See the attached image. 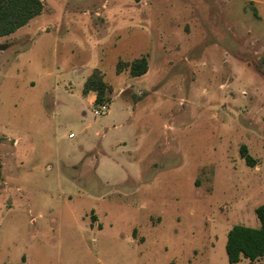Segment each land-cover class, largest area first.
<instances>
[{
	"label": "rangeland",
	"instance_id": "1",
	"mask_svg": "<svg viewBox=\"0 0 264 264\" xmlns=\"http://www.w3.org/2000/svg\"><path fill=\"white\" fill-rule=\"evenodd\" d=\"M65 1L44 0L48 33L0 38V264H229L227 232L264 205V0H120L115 46L81 12L58 35ZM143 56L144 76L115 73ZM92 68L112 89L98 117Z\"/></svg>",
	"mask_w": 264,
	"mask_h": 264
},
{
	"label": "trees",
	"instance_id": "2",
	"mask_svg": "<svg viewBox=\"0 0 264 264\" xmlns=\"http://www.w3.org/2000/svg\"><path fill=\"white\" fill-rule=\"evenodd\" d=\"M43 10L44 5L40 0H0V38L15 33ZM252 65L264 78V56ZM115 70L117 73L128 71L132 78L142 77L148 71L147 58L143 56L129 62L118 61ZM89 93L95 94V106L109 104L111 100L112 89L98 70L91 71L83 83L82 96ZM239 153L247 166H255V161L244 146L240 147ZM255 214L258 228L235 225L227 232L225 254L229 264H241L244 259L248 264H264V205L258 206Z\"/></svg>",
	"mask_w": 264,
	"mask_h": 264
},
{
	"label": "crops",
	"instance_id": "3",
	"mask_svg": "<svg viewBox=\"0 0 264 264\" xmlns=\"http://www.w3.org/2000/svg\"><path fill=\"white\" fill-rule=\"evenodd\" d=\"M42 3H43V5H44V10H43V12L39 15V16H37V17H35V18H33L32 20H30L25 26H23V27H21V29L20 30H22V29H24V28H29V26L30 27H32V28H35V30H38L40 27L44 30L42 33H48L45 29V27L44 26H47V25H41V23L42 22H40V20L44 17V13H45V7L47 6L46 4H45V2H44V0H40ZM67 1L68 0H66L65 2H64V6L66 5V3H67ZM95 2L96 1H99L100 2V7H97L96 5H95V3L92 5V6H83V8L80 10V9H74V10H70V11H66L65 10V8H64V6L62 7V8H60L59 9V12H60V17H59V19H58V23H56L55 25H53L54 26V29H55V32L59 35L60 33V30H61V28H62V30H63V25L65 26V24H66V26H65V29H64V31L65 32H67V29H66V27H69L70 26V24H71V22L72 21H74V22H79V20H78V18H75V15L77 16V14L79 13V12H81L82 14H84V15H86V16H88V18L85 20L86 22H87V24H88V26H89V31L91 32V35H92V37H93V39H95V41L96 40H98V41H96V43H102L101 45H103V44H109V45H113V46H115L116 45V43L118 42V40L120 39V36H119V34H118V30H124L125 29V27H122V26H120V25H123V26H126V22H125V20L124 19H122L120 22H119V19H120V17L118 16V12H119V10H120V8H124V7H126V8H128V7H130L129 5H123L122 4V2L120 1V0H94ZM104 1V2H103ZM247 1H249V2H252L251 0H247ZM82 2H85V0H82ZM128 2H130V1H127V3ZM255 4H256V2L255 1H253ZM104 3H105V5H104ZM48 7V6H47ZM48 8H50V7H48ZM51 17V16H50ZM96 17H101L102 18V20H103V24L104 25H106L107 26V28H106V32H105V34L104 35H100L99 33H96V30H95V28L94 27H92V25L90 24V23H92V20L94 19V18H96ZM127 19L129 20H132L133 18H131V17H127ZM46 22V21H45ZM124 22H125V24H124ZM40 23V24H39ZM48 27V26H47ZM19 30V29H18ZM94 30V31H93ZM93 32L95 33V35H93ZM42 33H39L38 35H36V36H33L32 38H31V42L30 43H32L31 44V48H33L35 45H36V43H37V40H36V37H39L40 35H42ZM9 37V36H8ZM30 46V45H29ZM29 48V47H28ZM28 48H26V49H24V50H21V52L22 53H20L19 55L20 56H23V54H25L26 52H24L25 50H27ZM5 50H7V49H4V48H2V45H0V53L2 52V51H5ZM76 56H77V54H76ZM97 57L98 55L97 54H91L90 55V57ZM15 60H16V58H15ZM123 62H129V61H123ZM90 63V62H89ZM89 63H81L80 65L81 66H79V69L80 70H82L83 68H86L87 67V65H89ZM117 64V63H116ZM116 67V66H115ZM76 68H75V66L72 68V73L74 74V73H76ZM93 70H98V71H100L99 69H97V68H92L91 69V71H93ZM91 71H89V72H86V70H85V74H84V77H83V79H82V82H81V84H80V86L78 87V94L81 96V97H83L82 96V94H81V91H82V87H83V83H84V81H85V79L87 78V76L90 74V72ZM101 72V71H100ZM124 73H127V74H129L128 73V71H123ZM115 73L116 74H121V73H117L116 72V70H115ZM101 74H102V72H101ZM103 75V74H102ZM47 76L49 77V76H51V73L50 72H47ZM130 76V75H129ZM131 77V76H130ZM132 78V77H131ZM103 80H104V75H103ZM104 82H105V80H104ZM106 83V82H105ZM33 84V83H32ZM107 84V83H106ZM107 85H109V84H107ZM110 86V85H109ZM111 87V86H110ZM70 93V91H68V95H66L67 96V98L68 99H74L75 98V96H73V95H71V94H69ZM86 100H87V102L90 104V105H93L94 104V100H95V94L94 93H89L88 95H86L85 97H84Z\"/></svg>",
	"mask_w": 264,
	"mask_h": 264
},
{
	"label": "built area",
	"instance_id": "4",
	"mask_svg": "<svg viewBox=\"0 0 264 264\" xmlns=\"http://www.w3.org/2000/svg\"><path fill=\"white\" fill-rule=\"evenodd\" d=\"M106 111H107L106 104H102V105L95 106L92 113H93V116L98 117V116H101L102 114H104ZM72 137H73L72 134L68 135V138H72Z\"/></svg>",
	"mask_w": 264,
	"mask_h": 264
}]
</instances>
